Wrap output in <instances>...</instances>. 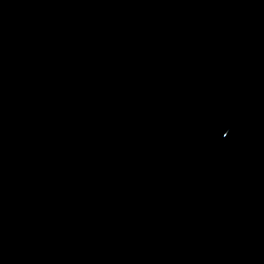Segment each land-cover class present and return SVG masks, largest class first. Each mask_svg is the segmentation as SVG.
I'll return each instance as SVG.
<instances>
[{
  "label": "water",
  "instance_id": "obj_1",
  "mask_svg": "<svg viewBox=\"0 0 264 264\" xmlns=\"http://www.w3.org/2000/svg\"><path fill=\"white\" fill-rule=\"evenodd\" d=\"M264 131V0H0V264Z\"/></svg>",
  "mask_w": 264,
  "mask_h": 264
}]
</instances>
